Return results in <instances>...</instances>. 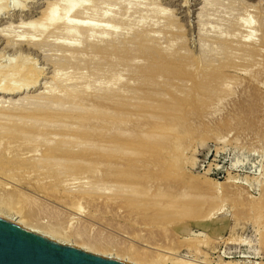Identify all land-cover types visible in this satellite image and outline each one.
<instances>
[{"label":"bare ground","instance_id":"obj_1","mask_svg":"<svg viewBox=\"0 0 264 264\" xmlns=\"http://www.w3.org/2000/svg\"><path fill=\"white\" fill-rule=\"evenodd\" d=\"M91 1H99V2L103 1V2H114V3L117 2L118 3V1H121V0H76L75 2H67V3L65 2H61V3L54 2L53 4L49 3L48 4L49 6H47L48 7L47 10L43 12L42 19L40 20L41 23L37 22L38 24H40V26L37 25V28H36L35 26L36 23L33 24L32 22L28 24V27L29 29L31 28L30 30L33 32L32 29L34 26V28L36 29L35 33L37 31L38 33L37 35H39L40 37L43 36L44 38V34L47 33L50 28L54 29L55 26L65 25L64 27H66V30H67L66 32L69 34V36L74 38L73 39L75 41L74 43L66 42L68 41L67 39L65 42L63 41L61 43H58L59 44L58 50L59 49L60 51L63 50L64 53L67 52L69 54L66 56L63 53L66 56V57H62L63 61L61 58H59L61 60L58 59V61H55V68L57 69L58 72L59 71L65 72L67 71V69L69 70L70 68H73L76 62L74 61L73 62L74 65L72 66L73 59L74 60L79 59L81 61V65L80 63H79L80 66L78 65V63L77 65L78 67H80L81 70L85 69L88 73L92 72L95 76L98 75L97 79L100 78L99 79L100 83L102 80L106 78L105 82H107V79H108V81H110L108 83L109 85L118 87L122 85L119 68H118L119 72H116L117 70L114 71V69L116 68V67L114 68V66L115 65L117 66L118 64V66L122 68L121 71L127 72L129 70L128 74L130 75V78L128 79H131L134 82L132 83V87H131V84L130 86H128L129 84H127V86L129 87L128 92L130 91L138 92L142 90L143 88L146 89V87H148V89L150 90L149 92L153 93L152 94L153 96H150L151 94L147 91L148 89H146V91L150 94L149 96L144 95L146 94V92L143 93L144 96L142 95V97L141 95H137V92H136V95L133 94V95L127 96L125 95L127 91L121 89L123 90V92H125L124 94H121V92L119 93L118 91H115L114 88L112 86L110 87L109 85H107V83L105 85L109 87H106V86L103 87L104 86V83H103V86H98L96 91H91V90L88 91L86 87L82 93H79V91H75L76 90L75 86H73L75 88H72V89H75L74 91L69 89L71 85L70 84L68 85L69 83L68 78H66V80H62L61 77L59 78L55 77L53 81L54 82L53 87L56 88L55 89L56 91L60 90V91H57V93L55 92V90L54 91L52 90L53 88H51L52 92L50 93L48 92V94H45V95L41 94L38 97L34 98L33 101L32 100L30 101V99L27 100L28 99L27 98L23 100L20 99L12 103L11 102L9 103L0 102V218L20 228L33 232L37 235H40L46 238L47 240H50L57 244L77 248L81 251H84V252L99 256V257L107 258V259L118 261V262L125 263V264H164L166 260H171L169 258L170 254H172L175 250H177L175 248L176 245L174 246V244H176V241L175 240L173 241L172 238L171 239L169 238L170 240L167 238L166 240L162 236L163 239H165L166 241L169 240L170 243L172 240L171 245L172 247L174 246V248H171L170 246L168 250L162 251V252L160 251L159 253L158 252L154 253L151 251L149 252L143 249L138 250L135 246L134 247L132 246L133 242L132 244L128 245L127 248L121 247L120 250H116L113 246L111 247L107 245L109 242L108 239L110 238L107 237L108 238L107 239L104 235L103 236L105 237V240L107 239V244L102 245V244H99L100 241L97 242V239H99L98 237L99 233H97L96 230L98 229H95L94 227L95 225L87 223L84 220L82 221L79 218L71 217L69 213H67L66 211H63L64 209L62 210V209L56 208V206L51 204L52 202L51 203L49 202L53 200L54 202H56V204L69 206L70 208H73L78 213H80V214L77 213L78 216L79 215L83 216L81 214H84L85 212L83 211L84 208H82V205L80 206L81 204L80 201L84 202L85 204L88 203L91 206L94 205V207H96L100 211L102 210V208L112 203L113 204L117 203L118 205L125 204L124 206H126L132 213H138L139 217H144L148 214L150 216L149 211H151L153 213V216H150V217H152L153 224H164L167 227H169L170 224L173 222L183 223V221L186 220V218L192 217V219L193 218L195 219V217H198L199 214L204 215L203 213H201V211L204 210V208H208V206H211V205H214V207H216L215 206L216 204H214L215 203L214 199H208L204 194L199 193L200 190H198L197 192L196 189L195 191L193 190L191 192H189L190 191L189 190L187 191L188 193L186 192V190L183 192H179L175 189V184L172 183L174 182V180L172 181L171 179H170L171 183L170 182L168 183L166 182V184L162 183L161 181H163L162 179H163V176L165 175L161 174L162 176H161V179H160L161 181H160L159 180L160 177L157 178L158 175L157 177L155 176L156 173L155 175H153L150 172L151 170L149 172H147V170L146 171L142 170L141 167L137 165V162L135 163V161L138 159V157L141 154L139 152L140 150L137 151L136 149L135 150L129 149L126 145L128 144L129 139L133 140L136 138L142 139L143 144L148 145V146L152 145V143L155 145V142H159V141H160L159 144L161 145V143L164 140L162 141V139L158 138L160 139L158 141V139L156 138L157 136H155L153 133H151L152 135H150L149 133H146L148 135L147 136L144 135L146 137L145 138L142 135L143 134L142 132L144 131L143 128H142L143 131H141L142 129H140L141 133L139 134V132H137L138 129L133 128V130H127L125 129L124 125L130 120H132L133 122L131 123H135V125L137 126L140 124V128H141L143 126V125L141 126V124L149 125V124H152L153 122L160 123L163 120L169 119L170 117L176 118L177 117L176 112L179 109L180 105H182V103L186 101L187 98H191V97L193 98V103H194L195 108L198 107L200 109L199 113L206 116L210 114V112H214L213 109L209 110L210 105L213 104L212 102L213 96H216V97L220 96L219 98H222V97L225 98L226 96H230L229 94H232L229 92H232L231 89L234 90V88L237 89V92H239L238 94L243 93L245 96L249 94L248 97L246 98L244 96L245 99L243 98L244 99L243 102L240 101L242 99H238L242 103L240 107L238 106L240 108L238 110L242 111L243 109L244 111L246 109V111H244L246 112L245 113L246 116L253 117L258 112L257 106L261 105V102L264 101V99L263 100L261 99L264 96V94L263 96H260L262 93H259V94L257 93L260 96L259 97L257 94L256 96L252 92V89L256 87L260 88V85L262 83L261 81L262 77L260 79V77H258L259 75H257V72L256 73L253 72L254 71L253 66L255 65L254 63H252L254 64L253 66L251 65L253 67V71L251 69L250 71L248 68H245L242 71H240L241 69V67H239L240 65L238 64L239 65L238 68L240 69H237L236 68L237 63L232 62L226 54H225L226 56L222 57L223 58L222 59L220 58V54H217L218 52L216 54H212L211 52L206 53L207 51L205 52L203 47H201L199 56L195 57L194 61L191 59L193 62L190 61V63H188V64H191V66H194L192 68H195L194 70L192 69L191 71V66L189 67L188 65H184L183 63L184 59L186 60L187 55H186V58L183 57L182 54L181 56L173 57L172 56L173 53L171 54L170 51H168L167 49L165 51L164 48L163 50H161L162 47L160 48L157 47L158 49L154 48L152 46L153 43L151 44V42L154 41L155 39L154 37H151V34L150 35L148 34L150 37L149 39L146 38L147 40L145 38L144 39L141 38L142 36H139V35L137 37V34L136 36L134 34L133 37L130 36V34H125V36L121 37L119 33L120 30L118 32L117 28L115 30L112 27L114 30H111L110 28L105 27L100 31V33L102 32V35L99 36L94 33V31L97 32L96 29H98L95 23H93L95 26L88 25L87 23H86L87 25H84V24H81L80 22H77V20L76 21L74 20L72 23V20H70L71 16L76 15V14L79 15V12H81L82 9L85 10L87 8L86 4L88 2L90 4ZM57 6L59 7L63 6V7L61 8V10H59V7ZM57 8L59 10L58 12H57ZM237 26L240 28H244V29L246 28L249 31L248 37L245 38V40H243V43L240 44L238 40V43L240 44V47L238 49L242 51V52L240 51V53L241 54L244 53L245 56L247 53L248 55H251L253 57L255 56V58L256 56L263 57L264 51L262 50L264 49V40L259 42V43H262L263 49L261 50L257 46L259 48L257 50L256 45H260V44H256L255 40L253 39L254 32H253L252 25H250V22L239 20ZM142 34H145V33L142 32ZM127 35H129L130 37H128ZM145 35L147 36V34ZM218 36L217 38H220V40L223 38V36L222 38ZM40 40L29 38L27 41L19 40V42L23 46L27 45V47L31 46V47L36 48L39 46ZM70 40L72 41V39ZM224 40L221 41V44L223 45L224 43H226V41ZM156 42L157 41L155 40L154 43ZM84 44H86L87 46L86 48H83L85 47L83 46ZM227 45H228V42H227ZM224 46H226V44ZM225 50L227 49L225 48ZM235 51L238 52V50H235ZM176 52L178 53L179 51H176ZM230 53L229 55H231ZM235 54L236 53L234 52L233 54L234 56L239 55V54L237 55ZM248 55L246 56L248 57V59L246 57L242 59L249 60L250 56ZM231 57L233 56L231 55ZM66 58H67V61H66ZM187 59H190V58H187ZM237 59L234 60V57H233L232 60L236 61ZM140 62H142L143 65L139 64ZM248 64H249V61H248ZM18 68L20 67L11 68L12 70L9 69L7 71L0 70V94L8 95V96L9 95L16 96V94H20L26 89H28L31 84L33 85L31 88H33L36 86L37 79L40 78L39 77L40 74L43 73V72L40 73L36 71L33 68L32 64L31 65L26 64V65H23L22 71H21L24 76V78H22L23 84H21L20 86L18 85L16 86L15 84H18V83L12 84L13 83L12 82L10 84L11 81L5 83L6 81L4 82V78L7 76L6 74L12 73V75L10 76L17 75L19 72ZM56 69H55V72H57ZM260 69L264 70L263 68H260ZM74 71H76V69ZM230 71L232 72L235 71V72L234 74L227 73ZM237 71L240 72L241 74L236 73ZM183 73L184 75L187 74L186 77L183 76ZM89 74L91 75V73ZM125 74L128 75L127 73ZM188 74H190V80L187 79L189 83L187 82L186 84L191 83L193 85V88L189 89V86L191 84L188 85L189 90L185 91L184 97H180L179 95L176 94L177 96H179L177 97L176 95H173L174 94L173 92H172L173 94L171 92L170 93L167 92L169 90L173 91V89H169L170 87H167L169 90L165 89L166 90L165 93H169L168 94L169 98L165 99L161 97L163 96L161 92L164 89L162 90L160 89L162 86H165L164 84L162 85V82H161L162 80H165L163 81L165 84L166 82H168L166 80H170L171 84L173 81V84L175 85L174 81L175 82L177 80L186 81L185 79L189 78ZM95 76L93 77L95 78ZM16 77L18 78V76ZM9 78L10 77H8L7 79ZM226 84H232L230 85L232 86V88L231 89L227 88L225 86ZM133 85H135L134 88H133ZM172 85L171 87L174 88V85L173 86ZM122 86L126 87L125 85H122ZM175 86H178V85H175ZM183 86L185 85H182V87ZM180 87L178 86L177 88L174 89V91L175 90L177 91V89ZM143 91L144 90H142V92ZM157 91L158 92L161 91L160 92L161 96L160 94L158 95ZM190 91L192 93H190ZM179 92L180 90L175 93L179 94ZM182 92H184V90L183 91L181 90L180 94ZM138 93L140 94L141 92H138ZM235 93L236 92H234V94ZM154 94H157V95L154 96ZM205 95L211 96L212 98H209V99H212V101L208 100V98L206 99L205 97L204 99L203 96ZM235 101L234 103L237 104ZM209 102H212V103L210 104ZM262 107L263 106H261L260 108ZM241 111H239V113ZM236 113L238 112L236 111ZM242 114H239V115L242 117L244 116ZM132 116L134 117V119ZM61 117L75 118L76 124L74 123L73 126H69L70 123L69 124L67 123L68 125L66 124V126H64L63 121L65 119L64 120L59 119ZM193 119H195V117ZM112 120H114L115 122L114 126H112L114 123L112 122ZM60 121L63 124H61ZM109 121L112 122V124L110 123L111 126L109 124ZM101 126L103 127L105 126L104 129H102ZM133 126L131 125V127ZM99 127L102 130L99 129ZM143 138H145L146 140ZM165 140H166V137H165ZM142 156H144V154ZM139 159L141 161L142 158H139ZM148 167L149 166L145 168H148ZM153 167L155 168L156 166H153ZM154 168H153V171L155 170ZM83 180L86 181V186H81V184L84 182ZM68 182H71L70 183L71 185H73L72 182H77V184L79 183L80 185L77 186L75 189L69 190V188H67L68 189L67 190L64 188V185L67 184ZM228 182H230V180ZM177 184H178V180H177ZM228 184L229 183L223 184V185H228ZM112 186H113V189L109 188ZM182 188H185V186ZM201 188L203 189V187ZM60 189H63L61 190L63 192H60L59 191ZM38 194H41V196H44L45 200L42 199L43 197L41 198V196ZM234 195L236 194L234 193ZM262 197H264V195ZM262 199L264 201V198H260V201ZM218 202L220 201L218 200ZM112 206H110V209ZM124 206L122 208H125ZM214 207H213V210H214ZM211 209L212 208H210V210ZM94 210L96 211V209ZM111 211L113 212V209H111ZM117 213L118 211H116V214ZM211 213L210 214L207 213V215L205 214L203 218H206V219H208V217L210 218L212 216ZM122 214L124 213L122 212ZM68 215H69L68 217L69 219L67 218ZM44 216H48L49 220L51 221L49 222L47 221L48 220L47 219L45 222ZM125 217L127 216L125 215ZM127 218H130V217H127ZM99 220L100 219H98V221ZM137 220H138V217H137ZM148 220L150 221L151 218L147 220L145 219V221L143 220L142 222H146ZM121 221L123 223V219ZM112 222L113 221H111V223ZM152 222L148 224H150V226H154V225H151ZM62 225H65V229L63 228V230L59 228ZM137 225L140 226L138 222H137ZM114 226L115 225H113V227ZM126 227L127 226H125V228ZM164 227L162 228V231ZM135 228L136 227L134 226V229ZM144 229L146 228L144 227ZM157 229H158V226L156 230ZM99 231L100 230H98V232ZM155 231H154V235H155ZM164 231L167 234L169 232L168 230L166 232V228ZM184 231L187 233L189 232L188 235H192L191 234L192 232L189 231L186 225H183V228L181 231L182 233H184V235H186L187 233H185ZM129 232H130V229H129ZM130 233L132 234V232ZM144 233H147V232L144 231ZM151 234L146 235L147 240H151L153 236V235L151 236ZM167 234H164V235H167ZM129 235L127 237L130 240ZM139 236H140V233H139ZM134 237L135 236L133 235L132 239ZM206 237L201 236V235H197V236L192 235V237L190 238H181L180 240L181 241L185 240L184 242H191L192 244L196 243L197 245L204 247L205 245L209 243L208 240L210 241V238L208 237L207 239ZM102 241L103 240H101V242ZM139 242L141 243L143 241H139ZM109 244L111 243L109 242ZM161 247L163 248V246ZM149 248L150 247L148 246V248L146 249H149ZM156 248L157 247L152 248V249H156ZM177 248L179 247L177 246ZM181 248H182V245H181ZM158 249L161 250V248H158ZM188 252H189L188 254H190L193 257L196 255H199L197 251L193 252L189 250ZM150 255H152L153 258L150 259ZM220 256H222V253ZM245 257L246 256H243V255L241 256V258H245ZM171 261L169 262L171 263ZM194 261L192 260L186 261L185 259L181 260L177 258L176 260H173L171 264H197V262L196 261L194 262ZM229 262L225 264H239V262H233V263H229ZM199 264H210V262L208 261V258L205 257L203 261H201ZM243 264H250V262L244 261ZM255 264H259V263H255Z\"/></svg>","mask_w":264,"mask_h":264},{"label":"rangeland","instance_id":"obj_2","mask_svg":"<svg viewBox=\"0 0 264 264\" xmlns=\"http://www.w3.org/2000/svg\"><path fill=\"white\" fill-rule=\"evenodd\" d=\"M75 1L74 0H63V1L62 0L60 1L59 0H28V1L27 0H0V5H1L0 6V70L7 71L9 69L12 70L11 68L20 67L18 68L19 72L17 75L10 76L12 75V73L6 74L10 78L7 79L8 77L6 76L7 78L6 77L4 78V82L6 81L5 83H7L11 81L10 84L12 82H13L12 84L18 83V84H15L16 86L17 85L20 86L21 84H23L22 78H24V76L21 71H22L23 65H26V64H30V65L32 64L33 68L36 71L40 73L43 72L42 73L43 75L40 74L39 76L40 78L37 79V84L35 87L31 88L33 86L31 84L28 89H26L20 94H16V96L15 95L8 96V95L0 94V102H6V103L11 102L12 103L17 100H20V99L23 100L27 98H28L27 100L30 99V101L31 100L33 101L34 98L38 97L41 94L45 95V94H48V92L49 93L52 92L51 88H53L52 89L53 91L56 89L53 87L54 86L53 81L55 77L57 78L61 77L62 80H66V78H68L69 79L68 85L70 84L72 86V87L70 86L69 89L73 91L76 89L75 91H79V93H82L86 87L88 91L89 90L96 91L98 86H103V83H104L103 87L112 86L108 84L110 82L108 81V79H107V82H105V79H106L105 78L100 83V80H99L100 78L97 79L98 78L97 74H96L97 76H95L92 72H89L91 73L90 75L85 69L81 70L80 67H78L79 63L81 65V61L79 59H76V60L73 59L72 61V66L74 65L73 62L76 61L73 68L77 65V63L78 65L76 67L78 68L76 67L74 69L70 68L69 70L67 69V71L65 72L57 71V69L55 68V61H58L59 58L62 59V57H66L67 55H69L67 52L64 53L63 50L61 51L60 49L58 50L59 48L58 43H61L63 41L65 42L66 39L68 40L66 42H71V43L75 42L73 40L74 38L69 36V34L66 32L67 30H66V27H64L65 25L55 26L54 29L50 28L49 31L50 30L52 31L50 32L48 31L47 33H45L44 38L43 36L40 37L39 35H37L38 34L37 31L35 33L36 29L34 28V26L32 29L33 32L30 30L31 28L29 29L28 27V24L32 22L33 24L36 23L35 24L36 28H37V25L40 26V24L38 23H41L40 20L42 19L43 12L47 10L48 8L47 6H49L48 5L49 3L50 4L51 3L53 4L54 2L67 3V2H75ZM97 3L98 4L100 3V4L98 5ZM118 3L117 2L114 3V2H103V1H100V2L91 1L89 4L88 2L86 4L87 8L85 10L82 9L81 12H79L80 16L77 14L72 15L70 20H72V23L74 20L75 21L77 20V22H80L81 24H84V25L88 24V25L95 26L93 24L95 23L99 30L95 28L97 32L94 31V33L99 36L102 35V32L100 33V31L105 27L110 28L111 30H114V29L116 30L117 28L118 32L120 30L119 33L121 37L125 36V34H130V36L132 37L134 36V34L135 36L137 34V37L139 35V36H142L141 38L143 39L144 38L149 39L150 37L149 35L151 34V37H154V39L157 41L156 43H154L155 40L151 42V44L153 43L152 46L154 48L162 47L161 50H163L164 48L165 51L167 49L168 51H170L171 54L175 53L174 55L172 54L173 57L175 56L178 57V56H181L182 54L183 57L186 58V55H187V58H190V59H187V58L186 60L184 59L183 63L184 65H188L189 67L191 66V64H188V63H190V61L193 62L195 57L199 56L201 47L204 48L205 52L207 51L206 53L211 52L212 54H216L218 52L217 54H220V58L227 55L228 58H230L232 62L237 63L236 64L237 69H240L238 68V66L240 65L239 66L241 67L240 71H242L245 68H248L249 70L251 69L253 71V67H254L253 72L254 73L257 72V75H259L258 77H260V79L262 77L261 79L262 83L260 85V88L256 87L252 89V92L255 95L257 93L258 94L262 93L260 96H263L264 94V78H263L264 70H261L260 68L264 69V65H263L264 61H262L264 60V56L263 57L256 56L255 58V56L253 57L246 53V56L247 55L250 56L249 60L242 59L246 56L244 53L241 54L240 53L241 50H239L238 48L240 47V44L243 43V40H245V38L248 37L249 31L246 28L244 29V28L238 27L237 24L239 20L250 22V25H252L253 32H254L253 33L254 35L252 34L253 39L255 40L256 44L261 45V46L256 45V48L257 50L259 48L262 50L263 45L262 43H259V42L264 40V0H124V1L121 0V1H118ZM62 7L63 6H60L59 10H61ZM59 10L57 8V12ZM142 32L147 34L148 37L145 34H142ZM127 36L130 37L129 35ZM217 36L221 38L223 36V38L225 37L224 39L226 40H224L223 38L220 40V38H217ZM29 38H34L36 40L41 39L39 42V46L35 48L31 46L27 47V45L23 46L20 44L19 40L27 41ZM70 39H72V41ZM222 40L226 41V43H224L223 41L224 45L226 44V46L221 44ZM238 40L240 44L238 43ZM227 42H228V45H227ZM83 46H85L83 48L87 47L86 44H84ZM232 47L234 48V50ZM225 48L227 50H225ZM235 50H238L239 53L236 52ZM176 51H179V52L177 53ZM232 51L236 53L235 55L239 54L238 55L239 57L234 56L233 55L234 52ZM262 51H264V49ZM229 53L234 57V60L237 58L239 59H237L236 61L232 60L233 57H231ZM246 58L248 59V57ZM66 61H67V58H66ZM248 61H249V64H248ZM252 63H254L255 65ZM139 64L143 65L142 62H140ZM251 65L252 66L254 65V66L252 67ZM117 66L116 65L114 66V68L116 67L117 69L116 68L115 69L113 68V69L114 71L117 70L116 72H119L120 70L119 73L121 76V83L122 85H125L126 87H123L122 85L118 87L117 86H112V87L114 88L115 91H118L119 93L121 92V94H124L125 92H123V90H125L127 91V93H125V95L127 96L128 95L130 96L133 94L136 95L137 91L128 92L129 90L128 86H130L131 84V87H132V83H134L131 79H128L130 78V75L128 74L129 70L127 72L121 71L122 68H120V66L118 67ZM192 67L194 66H191V71L192 69L193 70L195 69ZM55 69L58 73L55 72ZM75 69L76 71H74ZM256 69L257 70L259 69V70L257 71ZM234 72L230 71L227 73L234 74ZM125 73H127L128 75H126ZM236 73L241 74L238 71ZM186 75H184L183 73L184 77H186ZM16 76H18V78ZM93 76H95V78ZM188 76L189 78H186L185 79L186 81H180V80H177L176 82L174 81L175 85H178L179 87L181 86L180 88H178L180 92L181 90L182 91L184 90V92H182L183 95L182 93L180 94V92L179 94L175 93L179 91L178 89L177 91L176 90L174 91V89L177 88L178 86H175L172 81L174 88L171 87L172 84L170 83L171 82L170 80H166L169 82V83L166 82L167 85L163 82L165 80H162L161 81L162 85L164 84L165 86H162L163 88L161 87L160 90L162 89L165 90V89H168L167 87H170L169 89H173V91L168 89L169 91L167 92L169 93L173 92L174 93V94L172 93L173 95L177 94L180 97H184L185 91L193 88V85L191 83H190L191 85L186 84L188 80H190V74H188ZM106 83L109 86L105 85ZM127 84L129 85L127 86ZM182 85H185V86L182 87ZM188 85H190L189 89H188ZM230 85L232 84H226L225 86L231 89L232 86ZM73 86H75L76 88ZM134 86L135 85H133V88ZM72 88H75V89H72ZM146 89H148V87H146ZM146 89L143 88L142 89L144 90L143 92L142 90L138 91V92H141L142 94L141 93L139 94L137 92V95H141L142 97L143 93L146 92V94L144 95L149 96L151 94L150 96H153L152 95L153 93H150L149 92L150 90L148 89L147 91L150 93L149 94L146 91ZM164 90L162 92L161 91L159 92L157 91V92H158V95L160 94V96L162 93L164 97L163 96L161 97L167 99L169 98L168 96L169 93H165L166 90L165 91ZM57 91H60V90H57ZM57 91L55 90L56 93ZM191 91L190 93H192ZM231 91L232 92H229V93H232V94H229L230 96H226L225 98L224 97L219 98L220 96L219 97L213 96V98L209 95L203 96V98L204 97L206 99L208 98V100L210 101H212L213 99L212 101L213 104H211L212 102H209L211 104L209 110H212V109L214 110V112H210L211 115L208 114L204 116L201 113H199L200 109L198 107L195 108L194 103H193V98L191 97V98H187L186 101H184L182 105H180L179 109L176 112L177 114L176 118L170 117L169 119L163 120L160 123L153 122L152 124H149V125L141 124V126L143 125L141 128H140V124L138 125L139 126L138 127L137 125H135V123H131L133 122L132 120L127 122L128 124L126 123L124 125L125 129L127 130H133V128L138 129L137 132H139V134L141 133L140 129L143 128L144 131L143 129L141 130L143 131L142 132L143 136L144 135L147 136L148 134L146 133H149L150 135H152L151 133H153L155 136H157L156 137L157 139L160 138L162 139V141L164 140L163 142L161 141L162 142L161 145L159 144L160 139H158L159 142H155V145L152 143V145L148 146V145L143 144L142 139L136 138L137 140L133 139L134 141L132 139H129V142L126 145L129 149H132V150L136 149L137 151L140 150L139 152L141 154L138 157V159L135 161V163L137 162V165H139V167H141L142 170H145V171L147 170V172L151 170L150 172L153 175H155L156 173L155 176L157 177L158 175L157 178L160 177L159 180L161 179L162 175H165L163 176V179H162L163 181L160 180L162 183H165V184L166 182L171 183L170 181L171 179L172 181L174 180L175 183L174 182L172 183L175 184V189L179 192H183L185 190L186 192L189 190H190L189 192H191L193 190L195 191L196 189L197 192L198 190H200L199 193L204 194L208 199H214V202H215L214 204H216L215 205L216 207H214V205H211V206H208V208H204V210L201 211V213H203L204 215L199 214L198 217H195V219L194 218L192 219V217L186 218V220H184L183 223L178 222L179 224L177 222H173L170 224L169 227H167L164 224H153L152 217H150V216H153V213L151 211H149L150 216L148 214L144 217H139L138 213H132L126 206H124L125 204H120V205H118L117 203L109 204L104 207L105 210L104 208H102L103 210L102 212V210L101 211L98 210L96 207H94V205L91 206L88 203L85 204L84 202L80 201L81 202L80 206L82 205V208H84L83 211H85L86 213L84 212V214H81L83 216H80V215L78 216V214L80 213H78L73 208H70L69 206L56 204V202H54L53 200L50 201L49 203L52 202L51 204L56 206V208H59L62 210L64 209L63 211H66L67 213H69L71 217H76V218L81 219L82 221L84 220L87 223L95 225L94 226L95 229H98L101 231V232L100 231L98 232V230H96L97 233H99V236H98L99 239L101 237L100 240L97 239V242L100 241L99 244L106 245L107 239L110 238L108 239V241L111 244L112 243L114 244L111 245L108 242L107 245L111 247L113 246L116 250H120L121 247L127 248V246L132 244V242H133L132 246L133 247L135 246L138 250L143 249V250H146L149 252L151 251L154 253L155 252L159 253L160 251L161 252L166 251L168 250V248H170V246L171 248H174V246L176 245L175 248L177 250H175L169 256V258L172 261L166 260L164 264H169L170 263L169 261H171L172 263L173 260H176L177 258L181 260L185 259L186 261L195 260L197 264H199L201 261H203L205 257L208 258V261L210 262V264H225V263H228L229 261H230L229 263L239 262V264H243L244 261H249L250 264H255V263L264 264V253H263L264 252L263 251L264 249L263 248L264 247V201L263 199L260 201V198H264L262 197L264 195L263 193L264 192V103H263L264 101L262 102L260 101L261 105L257 106L258 107V112L256 113L257 115L255 114L253 117L251 116L247 117L245 114L246 112H244L246 111V109L244 111L243 109L242 111L238 109H240L239 107L242 105L240 101L243 102V100L246 97H248L249 95L248 92H247L248 95L246 94L247 96H245L243 93H242L243 94L242 96L241 93L238 94L239 92H237L236 88H234V90L231 89ZM234 92L236 93L234 94ZM155 95L157 94H154V96ZM263 97L261 98L262 100L264 99ZM209 98H212V99H209ZM238 99H242V100L239 101ZM233 100L238 105L235 104ZM231 101L233 102V104ZM261 106L263 107L260 108ZM236 111L238 113H236ZM239 111L241 112L239 113ZM239 114H242L246 117L244 116L241 117ZM194 117L195 119H193ZM59 119L61 120L65 119L63 121L64 126H66L67 123L68 124L70 123L69 126H73L76 121V119L72 117H68V118L61 117ZM112 122H114V120H112ZM112 122L109 121V124L110 123L112 124ZM61 124L63 123L61 122ZM114 125H115V122L113 123L112 126ZM131 125L132 126L134 125V126L131 127ZM104 127L101 126L102 129H104ZM101 128L99 127V129ZM165 137H166V140H165ZM143 154L144 156H142ZM139 158H142L141 161ZM145 165L149 167L145 168L147 167ZM152 165L156 167L154 168ZM153 168L155 169L154 171H153ZM175 179L178 180V184H177V180ZM228 179L230 180V182H228L229 181ZM180 182L182 183V185ZM70 183L71 182H68L67 184H65L64 188L65 189L69 188V190H72L80 185L79 183L77 184V182H72L73 185H71ZM227 183L229 184L223 185ZM81 186H86V181H84L81 184ZM184 186L185 188H182ZM201 187H203V189ZM109 188L113 189V186ZM61 190L63 189H60L59 191L63 192ZM234 193L236 195H234ZM38 195L41 196V194H38ZM234 197H236L237 199ZM41 198L45 200L44 196H41ZM217 199L221 203L218 202ZM218 205L220 206V208ZM110 206H112L111 209H113V212L111 211ZM123 206L125 208H122ZM213 207H214V210H213ZM210 208L212 209L210 210ZM216 208L218 209V211ZM94 209H96V211ZM115 210L118 211L117 214ZM121 211L124 214H122ZM211 212H213L214 214ZM207 213L212 214V216L210 217L211 219L209 217L208 219L203 218L205 214L207 215ZM69 215L67 216V218L69 217ZM125 215L130 218L125 217ZM115 216L117 217L118 220L116 219ZM137 217H138V220H137ZM149 217L151 218L150 221L148 220L146 222H142L143 220L145 221V219L146 220L150 219ZM44 219H45L44 220L45 222L47 219H48L47 221L49 222L51 221L49 220L48 216H44ZM98 219L100 220L98 221ZM122 219H123V223L121 221ZM107 220L108 221L110 220V221L108 222ZM111 221L113 222L111 223ZM137 222L139 223L140 226L137 225ZM150 222H152L151 225H154V226H150V224H148ZM113 225L115 226L113 227ZM183 225L187 226L189 231L192 232L191 233L192 235H196V236L201 235L205 237L207 236L206 237L207 239L209 237L210 238V241L208 240L209 243L203 247V246L197 245L196 243L192 244L191 242H184L185 240L181 241L180 240L181 238L192 237V235H188L189 232L187 233L184 231L185 233H187L186 235H184V233L181 232ZM125 226L127 227L125 228ZM134 226L137 229L136 228L134 229ZM157 226H158V229H157L158 231L156 230ZM144 227L146 229H144ZM163 227L164 229L162 231ZM59 228L63 230V228L65 229V225H62ZM128 228L130 229V232H132V234L136 237V239L135 237L132 239L133 235L129 232ZM165 228H166V232L167 230L169 231L168 234L165 233L164 231ZM143 229L147 233H144ZM154 231H155V235H154ZM150 232L153 234H151ZM107 233L110 235V237ZM139 233H140V236H139ZM148 234H151V236L153 235L151 240H147L146 235ZM164 234H167V235H164ZM103 235L106 238L107 237L108 238L105 240V237ZM122 235H124L126 238ZM128 235L130 237V240L127 237ZM102 236L104 239L102 238ZM162 236L166 240L167 238L168 239L172 238L173 241L174 240L176 241V244H174V246L172 247L171 245L172 240L170 243L169 242L170 239L166 241L165 239L162 238ZM159 238L162 239L163 242L164 241L165 242L163 243L162 240H160ZM101 240L103 241L101 242ZM139 241H143V242L140 243ZM142 243L144 246L142 245ZM151 244L152 245L155 244V245H153L152 247ZM156 244L157 245L159 244V245L157 246ZM181 245H182V248H181ZM148 246L150 248L146 249L148 248ZM154 246L157 247L156 249L158 251L156 249H152V248H155ZM161 246H163V248ZM177 246L179 248H177ZM158 248H161V250H159ZM189 250L193 252L197 251L199 255H196L193 257L190 254H188ZM221 253H222V256H220ZM242 255L246 257L241 258ZM151 258H153L152 255H150V259Z\"/></svg>","mask_w":264,"mask_h":264},{"label":"water","instance_id":"obj_3","mask_svg":"<svg viewBox=\"0 0 264 264\" xmlns=\"http://www.w3.org/2000/svg\"><path fill=\"white\" fill-rule=\"evenodd\" d=\"M0 264H125L57 244L0 218Z\"/></svg>","mask_w":264,"mask_h":264}]
</instances>
